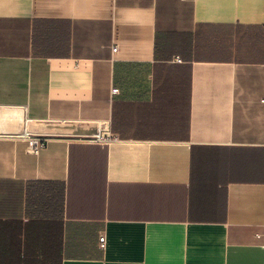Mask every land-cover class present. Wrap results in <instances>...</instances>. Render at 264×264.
Wrapping results in <instances>:
<instances>
[{"label":"crops","instance_id":"crops-1","mask_svg":"<svg viewBox=\"0 0 264 264\" xmlns=\"http://www.w3.org/2000/svg\"><path fill=\"white\" fill-rule=\"evenodd\" d=\"M0 264H264V0H0Z\"/></svg>","mask_w":264,"mask_h":264},{"label":"built area","instance_id":"built-area-1","mask_svg":"<svg viewBox=\"0 0 264 264\" xmlns=\"http://www.w3.org/2000/svg\"><path fill=\"white\" fill-rule=\"evenodd\" d=\"M113 51H116L115 48H113ZM175 61L179 62L180 59L175 58ZM112 94H117L118 93V89H112ZM105 131H102L100 129V131H98L96 134H94L91 138H89V142L91 143H96L99 145H107L108 142L110 141V138L105 135L104 133ZM23 137L25 138L27 145H28V149L32 152H36L38 149H40L43 144H44V139L42 137H34L29 135L26 131H24ZM98 243H99V247L100 248H104V244H105V239L104 236H99L98 238Z\"/></svg>","mask_w":264,"mask_h":264}]
</instances>
